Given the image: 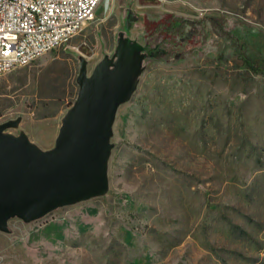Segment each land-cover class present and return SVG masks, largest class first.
Wrapping results in <instances>:
<instances>
[{"label":"rangeland","instance_id":"obj_1","mask_svg":"<svg viewBox=\"0 0 264 264\" xmlns=\"http://www.w3.org/2000/svg\"><path fill=\"white\" fill-rule=\"evenodd\" d=\"M167 14L224 18L238 43L205 22L204 41L123 71ZM247 58L264 63V0H103L70 41L3 75L1 135L39 152L56 146L82 76L122 71L129 90L104 187L10 218L0 264H264V73Z\"/></svg>","mask_w":264,"mask_h":264},{"label":"water","instance_id":"obj_2","mask_svg":"<svg viewBox=\"0 0 264 264\" xmlns=\"http://www.w3.org/2000/svg\"><path fill=\"white\" fill-rule=\"evenodd\" d=\"M140 49L128 54L123 71L136 72L141 58L134 53ZM121 72L108 79L104 73L94 79L81 77L78 98L51 150L39 152L24 139L3 137L2 131L10 124L0 125L1 231L10 218L35 220L57 205L88 198L104 187L108 137L129 90V80L119 81Z\"/></svg>","mask_w":264,"mask_h":264},{"label":"built area","instance_id":"obj_3","mask_svg":"<svg viewBox=\"0 0 264 264\" xmlns=\"http://www.w3.org/2000/svg\"><path fill=\"white\" fill-rule=\"evenodd\" d=\"M103 0H0V78L70 41Z\"/></svg>","mask_w":264,"mask_h":264},{"label":"trees","instance_id":"obj_4","mask_svg":"<svg viewBox=\"0 0 264 264\" xmlns=\"http://www.w3.org/2000/svg\"><path fill=\"white\" fill-rule=\"evenodd\" d=\"M205 22L219 36L233 38L226 29L224 18L206 17L201 21H192L175 14H167L157 22L147 23V42L134 56L141 58L136 68L144 67V62L154 55L168 56L182 51L191 42L204 41L207 38ZM137 21L133 23L136 24ZM237 41L236 38H233ZM246 64L255 72L264 73V63L258 59L247 58Z\"/></svg>","mask_w":264,"mask_h":264}]
</instances>
